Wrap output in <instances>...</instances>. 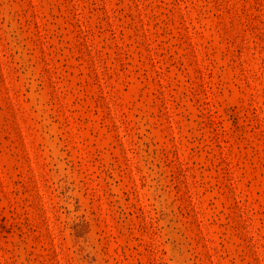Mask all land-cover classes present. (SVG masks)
Here are the masks:
<instances>
[{
    "label": "rangeland",
    "instance_id": "rangeland-1",
    "mask_svg": "<svg viewBox=\"0 0 264 264\" xmlns=\"http://www.w3.org/2000/svg\"><path fill=\"white\" fill-rule=\"evenodd\" d=\"M0 264H264V0H0Z\"/></svg>",
    "mask_w": 264,
    "mask_h": 264
}]
</instances>
